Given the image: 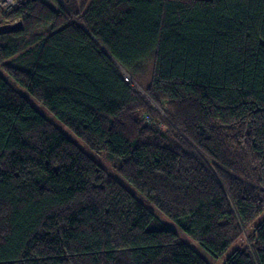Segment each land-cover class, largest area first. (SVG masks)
<instances>
[{"label":"trees","instance_id":"1","mask_svg":"<svg viewBox=\"0 0 264 264\" xmlns=\"http://www.w3.org/2000/svg\"><path fill=\"white\" fill-rule=\"evenodd\" d=\"M14 22L0 264H209L189 242L264 264V0H25Z\"/></svg>","mask_w":264,"mask_h":264},{"label":"rangeland","instance_id":"2","mask_svg":"<svg viewBox=\"0 0 264 264\" xmlns=\"http://www.w3.org/2000/svg\"><path fill=\"white\" fill-rule=\"evenodd\" d=\"M3 12V11H2ZM16 22H14L13 24H15ZM149 76H150V74H149V71L141 78V80H140V82H141V86L138 84V83H136V82H134V85H136V87H137V89L142 93V94H144L146 97H148L147 95H146V93H145V90H144V87L149 83ZM7 81L15 88V89H18V90H20L19 88H17L16 87V85L10 80V79H8L7 78ZM21 92H22V94H24L27 98H28V100L32 103V105H34V107L35 108H37L45 117H47L48 119H52V116L51 115H49L46 111H44L40 106H39V104L38 103H36L33 99H31L23 90H20ZM151 103H152V106L154 107V108H156L162 115H163V112L157 107V105H155L152 101H151ZM61 130H62V132L69 138V139H71L76 145H78L80 148H82L84 151H86V152H88L89 150L85 147V145H84V143L78 138V137H76L71 131H69L67 128H65V127H61ZM93 157H94V159L101 165V166H103L104 168H106L108 171H109V173H111V174H114V171H115V164L113 163V162H110L109 163V166L107 165V163L105 162V156H104V154H101L100 156H96L95 154H91ZM128 189H130L126 184H124ZM130 191L132 192V193H134L131 189H130ZM136 195V194H135ZM137 196V195H136ZM138 197V196H137ZM141 201H143V200H141ZM151 209V211H154L155 212V210L153 209V208H150ZM165 223H166V225L168 226V227H170L171 229H173V230H175L176 231V227L172 224V223H170L169 221H167L166 219H162ZM189 244L201 255V256H203L207 261H208V263L209 264H222L223 263V261H224V259H225V256L222 258V259H219V260H213L208 254H206L205 252H203L201 249H199L198 247H197V245L196 244H194V243H192V242H189ZM230 251H231V249L228 251V253H227V255H229V253H230ZM227 255H226V257H227Z\"/></svg>","mask_w":264,"mask_h":264},{"label":"built area","instance_id":"3","mask_svg":"<svg viewBox=\"0 0 264 264\" xmlns=\"http://www.w3.org/2000/svg\"><path fill=\"white\" fill-rule=\"evenodd\" d=\"M24 1L25 0H0V11L9 12L18 7ZM126 81H128L127 78Z\"/></svg>","mask_w":264,"mask_h":264},{"label":"water","instance_id":"4","mask_svg":"<svg viewBox=\"0 0 264 264\" xmlns=\"http://www.w3.org/2000/svg\"><path fill=\"white\" fill-rule=\"evenodd\" d=\"M21 28V23L7 24L0 26V35L15 32Z\"/></svg>","mask_w":264,"mask_h":264}]
</instances>
